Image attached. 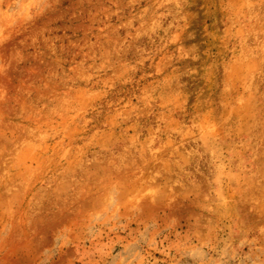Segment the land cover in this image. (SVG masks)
I'll list each match as a JSON object with an SVG mask.
<instances>
[{"label": "rangeland", "instance_id": "374dc122", "mask_svg": "<svg viewBox=\"0 0 264 264\" xmlns=\"http://www.w3.org/2000/svg\"><path fill=\"white\" fill-rule=\"evenodd\" d=\"M0 264H264V0H0Z\"/></svg>", "mask_w": 264, "mask_h": 264}]
</instances>
